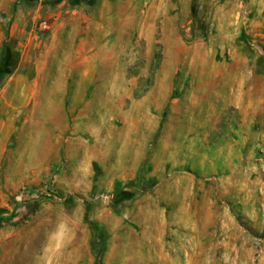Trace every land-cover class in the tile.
I'll return each mask as SVG.
<instances>
[{
    "label": "rangeland",
    "instance_id": "1",
    "mask_svg": "<svg viewBox=\"0 0 264 264\" xmlns=\"http://www.w3.org/2000/svg\"><path fill=\"white\" fill-rule=\"evenodd\" d=\"M87 27L109 53L85 98L0 143V264H110L143 235L166 264H264V0H0L2 86L7 49Z\"/></svg>",
    "mask_w": 264,
    "mask_h": 264
},
{
    "label": "crops",
    "instance_id": "2",
    "mask_svg": "<svg viewBox=\"0 0 264 264\" xmlns=\"http://www.w3.org/2000/svg\"><path fill=\"white\" fill-rule=\"evenodd\" d=\"M251 27L252 35L256 36V26L252 22ZM58 31H61L67 41L69 31L63 23L59 24ZM58 31L51 32V44L44 50V55L40 54L43 59L41 56H35L33 60L28 59L26 47L21 53L13 48L11 51L7 49L4 54L2 62L13 59L14 56L16 59L12 67L13 74L7 78L6 84L2 86V82L0 83V143L11 138L16 131H23L26 126L46 125L52 130L57 121L62 122L66 115L62 107H55L53 103L64 99L66 94L73 100L80 99L83 95L85 98L89 76L94 77L103 66L104 53L108 54L109 50L105 51L99 40L92 37L98 34L97 29L87 27L85 39L80 38L76 45L61 44ZM3 40V32L0 31V50ZM29 67L31 71L26 70ZM38 100L48 102L39 106ZM154 252L155 260H158L159 264H163L164 260L166 264L168 255L162 242L153 243L151 238L145 235L133 239L117 237L109 246L107 263L113 259L110 264H153Z\"/></svg>",
    "mask_w": 264,
    "mask_h": 264
},
{
    "label": "built area",
    "instance_id": "3",
    "mask_svg": "<svg viewBox=\"0 0 264 264\" xmlns=\"http://www.w3.org/2000/svg\"><path fill=\"white\" fill-rule=\"evenodd\" d=\"M41 26H42L43 29H46V24L45 23H43Z\"/></svg>",
    "mask_w": 264,
    "mask_h": 264
}]
</instances>
